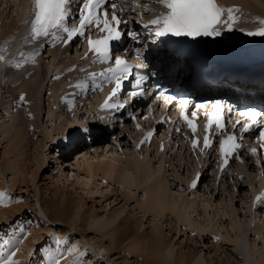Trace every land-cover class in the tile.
Returning a JSON list of instances; mask_svg holds the SVG:
<instances>
[{"label":"rangeland","instance_id":"374dc122","mask_svg":"<svg viewBox=\"0 0 264 264\" xmlns=\"http://www.w3.org/2000/svg\"><path fill=\"white\" fill-rule=\"evenodd\" d=\"M235 4L238 5L233 4L230 7V9H234L232 12L233 18L230 21L232 28L248 33L246 31H255L264 27V23L261 24L258 21V27L250 30L241 19V12L248 9L256 12L257 18H260L261 12L264 14V0H248L246 6H242L237 1ZM0 7L2 8L4 5L1 4ZM8 10L12 14L5 15V13H2L0 15V57L2 56L4 58L2 59L5 60L4 67L0 68V187L6 195L5 201L11 198L19 202L0 203V210L3 207L4 211L6 209L5 213L8 212L5 214L0 211V235H4L6 239L15 236L19 240L16 247L12 249L14 253L22 254L20 258H17V264H45L49 250L60 253L58 257L59 264H70L77 257L80 258L81 264H146L136 254L129 251V244H131L132 239L126 238L121 243L117 242V245H112L110 238L106 236L108 231L112 230L116 224L121 223L120 220L123 217H128L131 225L134 228H139L137 231L135 229L136 232L145 230V233H149L152 231L153 226H161L167 240L166 248L168 251L164 255L167 261L174 259L177 251L181 249L185 252L193 251L195 253L198 251L197 256H200L203 263L207 261L209 264H220L222 259H224L225 264L239 263L238 260L242 258L241 254L236 252L233 245L224 242L218 236L208 235L207 237L204 235L200 237L196 231L192 232L180 225L173 215L168 214L165 218L159 220L153 217L150 212L144 213L141 211L138 208L137 201L144 199L142 187L124 189L115 182L110 184L107 181L104 182L100 175L92 178L91 182L89 181L90 183L87 182L88 187H84V174L80 169H77L78 167L74 162L80 161L78 157L81 154L78 155L77 153L86 149L85 144L76 146L75 141L70 139L75 133L71 136H68L67 133L73 126L88 125L93 121L91 115L84 116L83 121L85 124L81 122L80 118L83 119L81 115L85 108L91 110L95 95L79 97L78 94L85 93V91L75 86L73 81L78 78L77 67L67 68L64 65V62L68 60V56L65 54L57 52L52 57L50 50H55V43L45 44L47 41L44 39L33 43L28 42L27 38L22 40L21 35L25 31L23 18L21 19L17 15V7H15L14 2L10 3ZM236 12L237 15H235ZM14 25L16 27L12 29ZM18 26L19 29L17 30ZM14 43H16L15 46ZM29 50H32V52H29ZM27 53L30 55L27 56ZM12 57L14 58L13 61L6 66V62ZM0 61L2 60L0 59ZM17 65L19 66L17 67ZM41 74H43L44 79L41 78ZM35 75H40L37 76L39 81L35 80L34 82L30 92L32 98H27L28 91L19 88L23 87L22 84L24 85L30 82L31 79L33 80ZM81 84L85 85L84 83ZM17 87H19V90ZM67 88L68 91H66ZM6 90L10 91L9 93H17L19 101L16 102V99L12 98L13 95H9ZM68 94L71 96L67 97ZM21 96L24 97L23 100L20 99ZM64 98H70V100ZM28 99H31L30 102ZM48 99H50L49 102ZM81 100L87 107L85 105L81 109L77 107ZM70 102H74V104L69 105ZM31 108L35 109L34 113L31 112ZM49 109L52 117H47ZM79 111L81 115L77 114ZM64 120L72 121L73 124L68 131L58 133L60 130L57 132L54 128L59 127ZM8 125L13 126V133L15 129L20 132H27L25 142L22 143L23 145L19 149L11 144L12 139L11 135L8 134L9 132L2 131ZM88 127L90 128V125ZM97 127L107 130L106 123L98 122ZM92 131L97 136H91L89 138L91 142L95 138L100 142L107 135L105 131L95 132L94 129ZM119 132H121V142L129 140V134L126 133L127 130L124 127L114 128L109 140H112L115 135L118 136ZM127 144L130 145V142H127ZM94 146L92 145L89 150L90 155H93L92 149ZM96 146L99 147V155L104 154L105 149L108 150L109 147H112L110 150L113 153L118 152L114 151L116 149L115 145L108 141L106 145L97 144ZM122 150V154H127L124 146ZM182 153V149L172 153L178 155L176 156L177 159L176 157L171 159L173 162L168 158H164L165 155L162 156L161 161L155 159L160 164V172L158 173L165 175V179L167 182L169 181L167 184L171 191L175 189L173 192L177 189H183V187L178 188V184L183 186L185 183L184 178L187 177L188 173L186 170L188 165L185 164L187 160L182 156ZM111 155L114 158L116 156ZM111 155L108 158L112 157ZM166 155H170V153ZM37 162L42 163L40 167L36 166ZM11 163L16 164V172L19 174L15 175L12 169L7 168V165ZM153 163L156 164L154 161ZM240 168L245 174V178H240L238 181L243 184L244 191L236 192L238 187L234 186L235 192L228 188L226 190L223 187L222 191L219 189L218 194H210L207 185L212 186V184L209 181L210 177L205 175L199 189L194 190L196 193L188 196L195 199L197 207L201 204H207L206 218L210 217L207 221H211L220 206L223 209L230 210L228 212L229 216L224 214V216L222 214V216H219L218 219H221V222L223 219L226 222L229 217L236 221L245 219L244 212L241 214L243 210L239 200L245 207L243 203L248 198L246 185L249 180L247 178L248 174L252 177V173L246 168ZM13 181L15 182L14 185ZM205 181L206 183H204ZM228 184H231V180L225 179V186L227 187ZM125 192L128 193L127 199L122 195ZM54 194H56V204L60 202L61 196L66 197L67 201L70 202L68 219L62 224L50 223L43 210L44 200ZM234 201L237 203H234ZM83 213L88 215V226H86L87 229L84 228V234L81 235L80 230L77 229L80 223L78 215ZM258 216H261V218L256 217L253 222L256 223V220L259 219L257 224L264 225V207L260 209ZM21 228H23V232ZM241 229V246L248 245L247 243L251 239L256 241L257 246H262L263 241L260 237L253 234L249 237V233L254 232L251 231L250 226H245V230ZM243 231L244 236L242 237ZM56 240L61 241V243H55ZM99 241L102 242L101 249H98L97 244ZM68 249L73 250L68 251ZM163 261L166 262V259H163ZM241 261L243 263V260Z\"/></svg>","mask_w":264,"mask_h":264},{"label":"bare ground","instance_id":"6f19581e","mask_svg":"<svg viewBox=\"0 0 264 264\" xmlns=\"http://www.w3.org/2000/svg\"><path fill=\"white\" fill-rule=\"evenodd\" d=\"M15 1H16L15 7H17V15L20 18H22L26 13H28V0H15ZM236 1L240 4H242V6L248 5L247 4L248 0H218L220 5L223 6V8H225V9H227L228 7H229L228 9H230V7L233 4L238 5V4H235ZM231 3H233V4L231 5ZM250 4H251V2H250ZM2 5H4V7H2V8L0 7V15H2V13L3 14L5 13V15L6 14H9V15L12 14L9 12V10L7 11V8H8L7 6L9 5V1L4 0V3H2ZM254 8H255V6H254ZM258 11H259V9H258ZM28 15H29V13H28ZM235 15H237V12L235 13ZM224 18L227 19V12L224 13ZM241 19L243 20V22H245L247 24V25H245L247 28H249L250 30L251 29L254 30L255 28L258 27V21L260 23L262 21H264V14H262V12H261L260 18H257L256 12H254L251 9H248V10H244L241 12ZM252 19H254V20H252ZM22 22L24 23V30H26L27 22H26V20H22ZM12 24H14V23H12ZM16 25H18V24H16ZM16 25H14L12 29H14L16 27ZM18 29H19V26H18L17 30ZM238 32H240V31H238ZM24 37H25V35L23 33V35H21L22 40ZM225 38L228 39L230 37L225 36ZM257 39L260 40V42L264 41V37H261V36H257ZM15 44L16 43H14L13 45L15 46ZM57 49H56V52H58V50H59V49L58 50ZM70 50L71 49L68 48V49L63 51L64 54H66V56H68V58H69L68 61L64 62L65 66H67L70 63H74V62L78 61V58L80 57V54H78L77 52L72 54V52ZM30 51L32 52V50H29V52ZM50 54L52 55V57H54V55H55L54 50H50ZM29 55L30 54L27 53V56H29ZM3 59H1L2 61H0V68L4 67V65H5V60H3ZM5 59H6V57H5ZM37 72H36V74H38ZM33 73L35 74V72H33ZM40 73H42V72H40ZM41 75H42L41 78L44 79L43 74H41ZM32 76H34V75H32ZM37 76H40V75H35L33 80L31 79V81H30V79H29L30 82H27L24 85L22 84V86H23V87L21 86L22 88L17 87V89L19 88L21 90L28 91L27 95H26L27 98L28 97L32 98V95L30 92L32 91L35 80L36 81L38 80ZM96 82H98V81L96 80L95 83ZM92 83H94V82H92ZM68 85L70 86V84H68ZM68 85H66V86H68ZM233 86L240 87L238 83H233V84L227 83L225 85L220 84L219 87H221V88L219 91L221 93H219V94L222 95L223 91L229 92L230 89L232 90ZM66 91H68V88ZM6 92L9 93L10 91L6 90ZM9 95H11V96L13 95L12 98L16 99V102L19 101V95L17 93L13 92V93H9ZM66 96L69 97L71 95L68 94ZM64 99L70 100V98H64ZM28 100L30 102L31 99H28ZM47 101L49 102L50 99H48ZM71 104H74V102L69 103V105H71ZM30 110L33 113L35 111L34 108H31ZM47 112H48L47 117H52L50 109ZM84 119L85 118L81 119V122H83V124H85L83 121ZM72 124H73L72 121L64 120L62 122V124H60L59 127L57 126V127H55V128L53 127V128L57 132H58V130H60V132H58V133H64L71 128ZM11 127H10V125H8L5 128H3L2 131L9 132L8 134L11 135V139H12L11 144L15 148L19 149V147L21 145H23L22 143L25 142V137L27 136V132L24 133V132H20L19 130L15 129L14 133H13V131H12L13 126H11ZM119 134H121V133L119 132L118 135ZM74 135H72L73 137H71V138L69 137L72 141L73 140L76 141V136H79V135H76V136H74ZM93 136H95V135H93ZM116 138L113 139V141H115L114 145L116 146V149L114 151H117V150L119 151L120 150L119 148L121 147V145L119 144V142H117ZM118 139H120V138H118ZM98 142H99L98 139L95 138L89 145H86V146L84 145V147L86 149L81 150L80 152L77 153L78 155L81 154V156H79V157L77 156L78 160L80 159V161L74 162V163H76V165L78 167L77 169H80L82 171V173L84 174V180H83L84 183L83 184H85V186H84L85 188L88 187L87 182H89L92 178H94L95 176H98V175L101 176V179H103L104 182L107 181L108 184L115 182V183H117L118 186H120L121 188H124V189L125 188H132V187H142V193H144V199L137 201V205H138V208L141 209V211H143L144 213L150 212L153 215V217L158 218L159 220L163 219V217L165 218L166 215L170 214L171 216L172 215L174 216V218L176 219L177 222L180 223V225H182L186 229L191 230L192 232L196 231L200 237L204 236V235H206L207 237H208V235H212V236L216 235V237L218 236L224 242L233 245L236 252L240 253L242 256L241 260H243V263L241 260H238L239 263L233 262L230 264H264V249H263L264 225L257 224V222L261 218V216H258V211H260V209L262 207L257 208L256 210H254V212H251V211L246 212L245 207H243V205L241 203V200H239L240 206L243 210L241 214H243V212H244L243 215L245 216V219L243 218V220L236 221V220L229 217V219L226 220V222L224 219L221 222V219H218L219 216H222L223 214L226 216H229L228 212L230 210L228 211V209H223L220 206V209L218 210V212H215L214 216L212 215L213 217H212L211 221L210 220L207 221L210 218L209 216L206 218V212H207V206L206 205L207 204L206 205L201 204L200 206L197 207L196 203H195V199H191V197H188L190 194L192 195L196 192H194V190H192V192H190L188 195H186V188L183 187L182 185H179V184H178V188L181 189V187H183V189L179 190L176 188L177 190L175 192H173L175 189L171 191L170 187L167 184L169 181L167 182V180L165 179V175H160L161 173L160 174L158 173V172H160V170H159L160 164L157 163V160L155 161L156 164H154V163L152 164L154 159H158V161H161L163 158L162 156H164V155H165L164 158H168L169 160L175 158L178 155H176V154L166 155L165 153H167L168 150H167V148H165V150L160 154H158L159 153L158 151H156V152L152 151V156H151V153H148V150H147L145 153L142 154V157H139L138 160H136L135 157L132 156L128 152L129 147L131 146V145H129V147H127L128 144L125 147L127 154H122V152H120V151L113 153V151L110 150L112 148L111 147L110 149L105 150L104 154L99 155L98 154V148L99 147L96 146L98 144ZM92 145H95V146L92 149L93 155H90L91 152H89V150H90ZM177 150L178 149H176L174 151V153H176ZM169 151H172L171 145L169 146ZM106 154H109V155L113 154L114 156L115 155L116 156L114 158L111 155L112 157L108 158L109 155L107 156ZM146 155H148V156H146ZM186 156H188L191 159L188 152H187ZM123 158H124V160H123ZM177 158L178 157H176V159ZM179 160H181V159H179ZM171 162H173V160H171ZM41 164L42 163L37 162L36 166L38 165V167H40ZM194 164H196V163L193 160L187 162L188 167L186 170L188 171V173H187V177L184 178L185 182H187L189 177L191 176V172H192L193 168L198 167L201 169V164H197V165H194ZM15 166H16L15 163L14 164L11 163V164L7 165V168L12 169L16 175L19 173L16 172L17 169L15 168ZM234 167L235 166L229 167L228 171H230V174H231V169ZM246 167H247V165H246ZM251 167H253L252 163H249V169ZM203 177L204 176L202 175L200 180H199L197 189H199L200 183H201V181H203L202 180ZM223 177H226V176H223ZM223 177H221V179ZM248 177H249V180L253 179V176L251 177L250 174L248 175ZM254 177H255V174H254ZM215 181H216V178L214 177L212 180V184L214 185V186L212 185L213 187L210 185H207V188L210 190V194H218L220 191H222L223 187H225V189L226 188L231 189V190H233V192H235L234 186L238 187L236 192H242L245 189L243 184L239 183V181L237 179L234 180L230 185L228 184L227 187L225 186V181H223V182L220 181V182H222L221 186L217 187V189L215 187ZM14 183L15 182L13 181V185H14ZM204 183H206V181ZM171 185H172V183H171ZM173 185H174V183H173ZM205 186H206V184H205ZM251 188H253V187H251ZM219 189H220V191H219ZM0 193H4L3 190L1 189V187H0ZM127 194L125 192V194L123 193L122 195L124 198H126ZM55 195L56 194H54L52 196H48L44 200L43 210H44L45 215H46V217L50 223L62 224L63 222L66 221V219H68V212L70 210L69 209L70 202L67 201L68 199L66 197L61 196L60 200H59L60 202L58 204H56ZM4 199L6 200L5 194H4ZM182 199H184V201H182ZM247 201H244L245 203H243V204L247 205L246 204ZM235 202L236 201H234V203ZM12 210H13V208L11 209V211ZM0 211H1V213H5L6 209L4 211V208L2 207ZM6 213H8V212H6ZM195 217H197V218L195 219ZM256 217H259V219L256 220V223H254L253 221L256 219ZM78 218L80 220V223L78 224L77 229H79L80 234L83 235L84 231H85L84 228L86 226H88L87 225L88 215H85L84 213L79 214ZM159 220H158V222H159ZM120 221H121L120 224L119 223L116 225L114 224L115 227L112 230L108 231L106 236L108 238H110L112 245H117V242L121 243L122 240H124L126 238H129V240L132 239L131 244H129V251L136 254L146 264H209V262H207V261H205V263L201 262L200 256H197L198 251H196L195 253L193 251L185 252V251H182L181 249H179L177 251L176 255L174 256V259L167 261V258L164 257L166 251H168L166 248L167 247L166 246L167 240L165 239L166 235L164 234V231L161 228V226H157V225L153 226L152 231L149 233H145V230H143V232H140V231L136 232L139 228H137V227L134 228V226L131 225L128 217L127 218L123 217ZM245 221H246V224H245ZM245 226H248V227L250 226L251 231L252 230L254 231V232L250 233L249 237H251V235L253 234L254 236L260 237L262 239V241H263L262 246H257L256 241H253L252 239L250 240L249 243H247L248 245L241 246V231H242L241 228H243L245 230ZM172 227H173V225H172ZM86 229H87V227H86ZM135 229H136V231H135ZM242 233H243V235H242V237H243L244 231ZM33 236H35V235H33ZM97 245L99 246L98 249L102 248V242L99 241ZM241 247H244V248H241ZM162 254H163V256H162ZM21 256H22L21 253H15L14 256L12 257V259L17 262V258H20ZM163 259H166V262H164ZM220 264H225L224 259H222Z\"/></svg>","mask_w":264,"mask_h":264},{"label":"snow or ice","instance_id":"6c2138e0","mask_svg":"<svg viewBox=\"0 0 264 264\" xmlns=\"http://www.w3.org/2000/svg\"><path fill=\"white\" fill-rule=\"evenodd\" d=\"M167 11L161 12L154 19L148 21L143 25L144 29L149 32L150 35L155 38L172 35L175 37H220L225 30H232V12L233 9H225L219 6L216 0H156ZM72 0H34L35 18L31 24V35L33 40L38 37L48 36L49 32L53 29H59L60 31L67 33V42L73 41L74 37H83L86 30L92 27L97 28L101 33H106L100 38L93 40L91 36L88 38V44L90 51L96 54L95 62H106L113 60L115 65L113 67L106 68L99 73L91 74L93 83V90H99L104 83H113L114 87L111 90L109 100L105 102V107H110L116 110L126 108L128 101L109 102L113 97H117V94L121 92L123 82L128 80L132 76V68L122 56H113V48L110 46V42L120 41L124 36L130 37L133 41L139 40V34L136 31L122 32L121 26L126 27L128 21L121 20L116 11V3L113 0H82L78 9L72 10L69 5ZM109 6L111 12H109ZM147 9H145V12ZM227 12V19L224 18V13ZM78 17V23L75 27H68L67 21L71 18ZM103 16V19L101 18ZM261 23H264L262 21ZM154 26V27H153ZM249 36H261L264 37V27L258 28L255 31L247 33ZM58 38V37H57ZM137 55L141 54L140 49H136ZM2 59V57H0ZM19 65H17L18 67ZM136 67L147 68V63H141ZM97 77L100 78V82L95 83ZM147 75H136L134 77L135 84L132 86L133 91L130 92V96L135 98L136 96H143L144 90L142 84L148 80ZM139 89V91H136ZM24 99L23 96L20 97ZM168 100L175 99V97L168 96ZM211 103V109L206 110V103H194L188 98L182 99L183 108L180 114V118L186 123L187 127L192 132V146L196 148L199 145V139L196 137L197 124L196 120L199 119L198 111H203L204 124V136L203 147L210 148L212 146L213 138L220 137L219 148L221 155L225 158L224 164L228 163V158L234 155L238 156V150L240 144L237 142L242 139L243 134H253V138L260 141L261 149H264V111H258L256 108H248L240 112V115L244 118L238 120L233 124V129H238L241 136H237L235 131L232 133L227 132L225 111L230 113L231 107L225 109V101L216 100ZM193 108L190 115L187 113L189 108ZM214 126L215 130L210 131ZM95 125L93 126V128ZM175 131H180L176 128ZM73 133L80 136L81 139L91 137L93 135L92 128L87 125L73 126L67 133L71 136ZM154 133L148 132L145 139L151 137ZM143 143V141H142ZM252 154H256L257 149H246ZM193 186H195V179L193 180ZM264 195V194H262ZM260 200V197H257ZM6 202H19L9 198L7 201L4 199V193H0V203ZM23 232V228H21ZM19 243V240L13 236L10 239H6L4 235H0V264H17L12 259L14 256V249ZM55 243L60 244L61 241L56 240ZM73 249H68L72 251ZM59 252H53L49 250L45 259V264H59ZM70 264H81L79 257L70 262Z\"/></svg>","mask_w":264,"mask_h":264}]
</instances>
